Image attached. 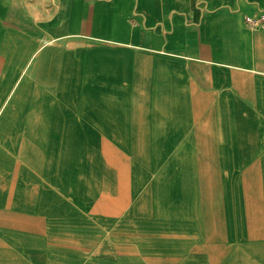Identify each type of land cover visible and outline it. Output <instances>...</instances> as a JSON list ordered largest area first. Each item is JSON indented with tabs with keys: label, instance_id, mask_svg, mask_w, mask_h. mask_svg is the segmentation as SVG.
I'll return each instance as SVG.
<instances>
[{
	"label": "crops",
	"instance_id": "crops-1",
	"mask_svg": "<svg viewBox=\"0 0 264 264\" xmlns=\"http://www.w3.org/2000/svg\"><path fill=\"white\" fill-rule=\"evenodd\" d=\"M264 0H0V264H264Z\"/></svg>",
	"mask_w": 264,
	"mask_h": 264
},
{
	"label": "built area",
	"instance_id": "built-area-1",
	"mask_svg": "<svg viewBox=\"0 0 264 264\" xmlns=\"http://www.w3.org/2000/svg\"><path fill=\"white\" fill-rule=\"evenodd\" d=\"M246 23L255 30L264 29V13L259 16L246 17Z\"/></svg>",
	"mask_w": 264,
	"mask_h": 264
}]
</instances>
